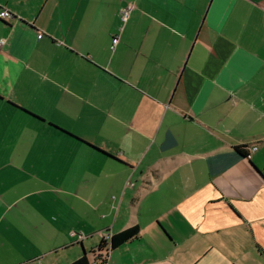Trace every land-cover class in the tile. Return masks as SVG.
<instances>
[{"label":"crops","instance_id":"crops-1","mask_svg":"<svg viewBox=\"0 0 264 264\" xmlns=\"http://www.w3.org/2000/svg\"><path fill=\"white\" fill-rule=\"evenodd\" d=\"M1 10L0 264H264V0Z\"/></svg>","mask_w":264,"mask_h":264},{"label":"trees","instance_id":"trees-1","mask_svg":"<svg viewBox=\"0 0 264 264\" xmlns=\"http://www.w3.org/2000/svg\"><path fill=\"white\" fill-rule=\"evenodd\" d=\"M0 21H3L0 19ZM4 22V21H3ZM94 148V150L98 151L100 154H103L107 157H112L110 156L109 154L105 153L104 151L94 147V146H91ZM239 151V153L246 157L247 156V153L245 151L242 150V148H238L237 149ZM140 234V229L139 227H133V228H130V229H127L123 232H121L120 234H117L115 236H113L110 241H107L106 239L102 241L100 247H99V250H103V249H106L108 246L112 249V250H115V249H118L120 248L121 246L135 240ZM92 253H96V251L94 250ZM72 264H91L90 261L88 260L87 256L83 257L82 259L78 260V261H75L74 263Z\"/></svg>","mask_w":264,"mask_h":264},{"label":"built area","instance_id":"built-area-1","mask_svg":"<svg viewBox=\"0 0 264 264\" xmlns=\"http://www.w3.org/2000/svg\"><path fill=\"white\" fill-rule=\"evenodd\" d=\"M130 11H131V9H130V7H124V8H122L121 9V11H120V16H121V20H122V22H126L127 20H128V18H129V16H130ZM10 18H14L7 10H1L0 11V19L1 20H6V19H10ZM119 43V40H118V38H115L114 40H113V48L117 45ZM258 150V147L257 146H253L252 148H251V151L252 152H256ZM107 241L109 240V239H106Z\"/></svg>","mask_w":264,"mask_h":264}]
</instances>
